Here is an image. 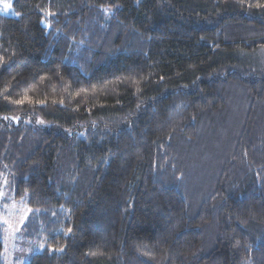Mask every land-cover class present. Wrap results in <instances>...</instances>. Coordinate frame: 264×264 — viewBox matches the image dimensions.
<instances>
[{
  "label": "trees",
  "instance_id": "trees-1",
  "mask_svg": "<svg viewBox=\"0 0 264 264\" xmlns=\"http://www.w3.org/2000/svg\"><path fill=\"white\" fill-rule=\"evenodd\" d=\"M5 3L0 192L43 243L25 264H264V0Z\"/></svg>",
  "mask_w": 264,
  "mask_h": 264
},
{
  "label": "rangeland",
  "instance_id": "rangeland-1",
  "mask_svg": "<svg viewBox=\"0 0 264 264\" xmlns=\"http://www.w3.org/2000/svg\"><path fill=\"white\" fill-rule=\"evenodd\" d=\"M31 208L12 200L7 196V190L0 192V219L3 224L5 241V264H25L30 260V254L41 249L43 243L26 238L23 224Z\"/></svg>",
  "mask_w": 264,
  "mask_h": 264
},
{
  "label": "snow or ice",
  "instance_id": "snow-or-ice-1",
  "mask_svg": "<svg viewBox=\"0 0 264 264\" xmlns=\"http://www.w3.org/2000/svg\"><path fill=\"white\" fill-rule=\"evenodd\" d=\"M12 5L11 3H5L4 6H3V9H0V10H3L4 12H8L10 9H11ZM105 11H107V9H105ZM19 102V101H17ZM7 118V117H5ZM43 247V245H41V248ZM56 250H62V249H56Z\"/></svg>",
  "mask_w": 264,
  "mask_h": 264
}]
</instances>
